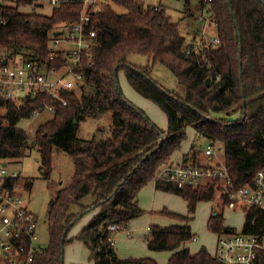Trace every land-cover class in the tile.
Listing matches in <instances>:
<instances>
[{
	"label": "trees",
	"instance_id": "16d2710c",
	"mask_svg": "<svg viewBox=\"0 0 264 264\" xmlns=\"http://www.w3.org/2000/svg\"><path fill=\"white\" fill-rule=\"evenodd\" d=\"M36 1L16 0L0 6V58L44 62L53 31L60 24L67 27L78 21L76 6L54 8L49 15L19 10ZM110 1L116 10L105 5L94 14L98 42L95 61L83 69L85 78L77 82V91L63 93L66 106L47 96L23 104L0 98V159L16 160L26 155L30 146L18 124L46 104L54 107V116L37 131L34 145L39 170L46 180L50 179L55 151L65 152L73 164L67 184H48L53 191L46 223L48 247L30 264H60L61 239L64 247L69 230L80 219L76 217L93 210H97L95 216L77 236L87 245L93 264H157L150 258H119L111 241L114 232L108 225L126 226L142 214L138 192L162 164L171 160L188 127L207 145L222 148L223 163L234 187L251 184L255 173L264 168V0H211L206 11L217 24L219 43L204 46L203 51L192 55L183 52L186 37L162 6L145 0ZM131 54L145 55L153 63L166 66L182 93L159 86L151 79L148 67L129 64ZM62 65L60 60L48 62L49 68ZM121 69L130 86L165 113L166 132L124 97L117 81ZM106 115L110 118L108 135L99 128L100 134L90 139L76 136L80 122ZM16 181L22 183V177L19 175ZM31 185L29 180L24 181L26 190ZM156 187L184 199L188 213L193 215L196 205L212 200L221 184L214 180L196 188L160 183ZM261 224L264 226L263 215L250 209L243 231L259 234ZM208 227L217 234L227 230L218 215ZM191 238L188 226H152L146 245L150 251L171 252L167 264H219L205 249L192 254L182 247ZM254 264H264V255H259Z\"/></svg>",
	"mask_w": 264,
	"mask_h": 264
},
{
	"label": "built area",
	"instance_id": "2783aa9c",
	"mask_svg": "<svg viewBox=\"0 0 264 264\" xmlns=\"http://www.w3.org/2000/svg\"><path fill=\"white\" fill-rule=\"evenodd\" d=\"M211 0H202L203 14L198 17L201 29L193 40H185L183 52L186 55L199 54L204 46L218 45L216 35L209 36V28L217 29V24L206 11ZM16 0H0V6ZM54 8L76 6L79 10L78 21L59 30L58 36L51 34L47 47V60L41 63L0 58V98L5 101L25 103L27 100L47 96L62 106L68 104L63 93L76 88L85 75L83 69L94 64V50L97 48L94 14L101 0H47ZM5 22L2 21V24ZM60 60L59 68L48 67L49 61ZM219 76L216 77L218 79ZM211 80V78H210ZM43 109L54 113V107L44 104L32 112V116ZM205 155L213 157L214 148L206 145ZM19 175L9 168L6 160L0 159V264H30L44 248L38 241V221L30 213L23 199L25 189ZM154 181L178 188L198 187L205 181L217 180L223 187L227 199L226 207L232 210L243 209L260 212L264 217V168L259 169L251 184L234 187L223 162L211 166L162 164ZM263 224V223H262ZM261 233L250 234L243 231L225 230L218 233L214 257L219 264H254L259 255H264V226ZM120 224L111 223L108 230L121 231ZM195 240V238H193Z\"/></svg>",
	"mask_w": 264,
	"mask_h": 264
},
{
	"label": "rangeland",
	"instance_id": "374dc122",
	"mask_svg": "<svg viewBox=\"0 0 264 264\" xmlns=\"http://www.w3.org/2000/svg\"><path fill=\"white\" fill-rule=\"evenodd\" d=\"M145 2L153 6H162L171 20L179 24V31L183 36H187L185 28L182 25L184 14L187 13L186 5L190 2V9L195 13L198 12L197 7L199 6V0H145ZM105 5L113 6L112 8L116 10L110 0H101L100 7L103 8ZM19 10L24 13L49 15L52 7L48 4L47 0H37L31 6H21ZM117 11L123 12L122 9H117ZM65 26L66 24L64 23L60 24L59 29L55 30L59 31ZM214 34L216 32L210 31L209 36ZM127 60L133 66L148 67L151 79L163 89L169 91L175 90L178 93H182L183 89L178 84L175 76L163 64L153 63L152 60L141 54H131ZM117 81L124 97L144 111L159 130L166 132L168 123L165 113L155 103L142 97L130 86L125 76V70L121 69L118 71ZM77 89L76 86L75 90L77 91ZM53 116V112L43 109L30 118L22 119L18 126L26 132L30 149L26 151V155L22 158L6 160L9 168L15 170L22 177V186L25 180H29L32 183L31 188L25 189L23 199L28 211L38 221L39 239L37 243L44 249L48 247L49 239L46 223L49 202L53 193V191L48 189V184L49 182H56L60 186L65 185L70 181L73 172V164L70 157L62 151H55L53 153L49 180H46L43 173L39 170L38 152L34 145L37 139V131L40 126L50 121ZM109 127V115L97 120L87 119L78 124L76 136L81 139H90L94 135L100 134L99 128H104L103 134L108 135ZM185 135V139L181 142L179 148L172 154L171 161L166 162V164L169 162L177 164V162L183 161L186 155H190L196 160L199 166H204L208 162L212 164L223 162L222 148L215 149L213 147L215 155L213 157L206 156L204 155L206 140L199 137L195 130L190 127L186 128ZM189 161L194 162L191 158H189ZM191 162L187 164L191 165ZM207 182H203L202 185ZM154 185V179H151L137 194L138 207L142 210V214L128 221L121 231L112 233L111 238L114 243V249L121 259L150 258L157 264L168 263L167 252H150L147 248L146 237H148L152 226L162 228L188 226L192 238L186 241L182 247L188 248L192 254L205 249L211 256L215 254L218 237L217 233L211 231L208 227L213 217L218 215L221 219V226L228 230L240 231L244 226L246 212L243 209L232 210L226 207L227 201L224 202L222 186L216 188L212 200L199 202L196 205L194 214L190 215L184 199L170 192L155 190ZM58 188L59 186L55 190ZM96 212L97 210H93L84 214L69 230L67 242L63 247V264H93L87 245L82 240H79L77 236L92 220ZM125 228L130 230L131 236H127ZM152 255L160 258L159 261L153 258Z\"/></svg>",
	"mask_w": 264,
	"mask_h": 264
},
{
	"label": "crops",
	"instance_id": "0c3cea01",
	"mask_svg": "<svg viewBox=\"0 0 264 264\" xmlns=\"http://www.w3.org/2000/svg\"><path fill=\"white\" fill-rule=\"evenodd\" d=\"M190 6H191V4H190V2L186 5V9H187V13H185L184 14V20H183V27L185 28V31H186V35L187 36H185L186 37V39L185 40H193L194 38H196L197 36H198V33H199V31H200V29H201V24H200V22L198 21V17L201 15V14H203V10H204V8H203V4H202V0H199V6L197 7V10H198V12L197 13H195L193 10H191L190 9ZM210 31H214V32H216V30L215 29H212V28H209V30H208V35H209V33H210ZM215 35V34H214ZM214 35H212V36H214ZM207 145V144H206ZM206 147V146H205ZM189 158H191V160L192 161H194V162H191V161H189ZM206 158V157H205ZM171 161V160H170ZM188 162H191L192 164L191 165H195V164H197L198 165V163L196 162V160H194L190 155H186V157L184 158V160L183 161H179V162H177V165H188L187 163ZM173 163V162H172ZM174 164H176V163H174ZM205 165V164H204ZM21 183V182H20ZM154 189L155 190H160V189H158L157 187H156V182L154 181ZM23 188H24V186H23ZM25 189V188H24ZM162 191V190H161ZM137 204H138V199H137ZM126 229V234H127V236H131V232H130V230L129 229H127V228H125ZM111 241H112V245L114 246V243H113V240H112V238H111ZM149 250V249H148ZM150 251V250H149ZM150 252H155V251H150ZM165 252H167V251H165ZM168 253V259H169V257H170V255H171V252H167ZM117 254V253H116ZM118 256V255H117ZM152 257L153 258H155L157 261H159V259L160 258H158V257H156L155 255H152ZM163 258V257H162ZM161 260H163V259H161Z\"/></svg>",
	"mask_w": 264,
	"mask_h": 264
},
{
	"label": "water",
	"instance_id": "95a60500",
	"mask_svg": "<svg viewBox=\"0 0 264 264\" xmlns=\"http://www.w3.org/2000/svg\"><path fill=\"white\" fill-rule=\"evenodd\" d=\"M234 25H235V27H237V24H236V22H234ZM60 34V32L59 31H56V32H54L53 33V36H58ZM238 40H239V42H240V36L238 35ZM116 77V75L114 74V78ZM209 82H210V80L209 79H207L206 80V85H209ZM242 96H243V91H242ZM245 105V100L243 99V106ZM76 121L74 120V123H75ZM91 209H93V207H91ZM82 215H83V213H81V214H79L77 217H76V220L77 219H79V218H81L82 217ZM72 224V223H71ZM68 228L69 227H67L66 228V230H65V232L68 230ZM65 234V233H64ZM64 236V235H63ZM90 237H91V239H92V237H93V235H90ZM63 242H64V238H62L61 239V251H60V253H61V256H60V264H63Z\"/></svg>",
	"mask_w": 264,
	"mask_h": 264
}]
</instances>
